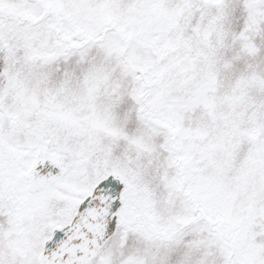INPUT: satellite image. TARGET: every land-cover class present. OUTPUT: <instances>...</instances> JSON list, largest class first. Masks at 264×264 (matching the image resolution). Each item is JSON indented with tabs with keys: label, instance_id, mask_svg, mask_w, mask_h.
<instances>
[{
	"label": "snow or ice",
	"instance_id": "obj_1",
	"mask_svg": "<svg viewBox=\"0 0 264 264\" xmlns=\"http://www.w3.org/2000/svg\"><path fill=\"white\" fill-rule=\"evenodd\" d=\"M0 264H264V0H0Z\"/></svg>",
	"mask_w": 264,
	"mask_h": 264
}]
</instances>
